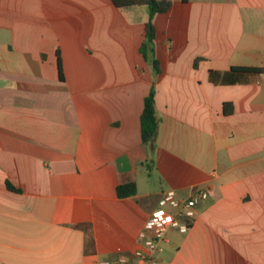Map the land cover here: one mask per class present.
Masks as SVG:
<instances>
[{
	"label": "crops",
	"instance_id": "crops-1",
	"mask_svg": "<svg viewBox=\"0 0 264 264\" xmlns=\"http://www.w3.org/2000/svg\"><path fill=\"white\" fill-rule=\"evenodd\" d=\"M148 14L0 0V264L134 261L162 195L199 188L159 264H264V75L230 70H264V0H172L153 18L158 72L139 52ZM126 183L136 193L118 196Z\"/></svg>",
	"mask_w": 264,
	"mask_h": 264
},
{
	"label": "built area",
	"instance_id": "built-area-1",
	"mask_svg": "<svg viewBox=\"0 0 264 264\" xmlns=\"http://www.w3.org/2000/svg\"><path fill=\"white\" fill-rule=\"evenodd\" d=\"M206 194L204 189L199 188L188 198L179 200L173 191L165 192L160 199V207L152 212L139 233L141 247L134 261L127 257H119L115 260L102 259L96 264H159L157 254L167 232L187 231L194 219L196 206Z\"/></svg>",
	"mask_w": 264,
	"mask_h": 264
},
{
	"label": "trees",
	"instance_id": "trees-1",
	"mask_svg": "<svg viewBox=\"0 0 264 264\" xmlns=\"http://www.w3.org/2000/svg\"><path fill=\"white\" fill-rule=\"evenodd\" d=\"M187 1V0H183ZM116 6H128L135 4H145L148 6L149 14L148 19L145 23L144 31L145 38L139 47V52L145 58L146 61H150L152 67L156 72L159 71V60L155 58L153 54V41L155 39L156 31L153 24L154 15L157 13H163L170 9L172 5V0H113ZM57 65L58 73L60 78H62V68L59 52H57ZM232 72H241V73H264V70L258 67H231ZM229 103H224V111L227 110ZM141 124V139L144 143L151 142L156 134L158 126V115L155 105V91L154 87L150 88V91L144 98V106L140 116ZM6 185L10 189H15L9 181H6ZM117 195L120 197L129 196L136 193V184L135 183H126L121 184L116 187Z\"/></svg>",
	"mask_w": 264,
	"mask_h": 264
}]
</instances>
